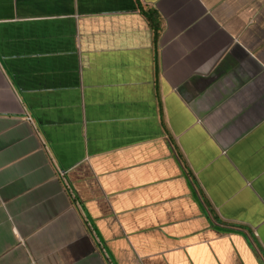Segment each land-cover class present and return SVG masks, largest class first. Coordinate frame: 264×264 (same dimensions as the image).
<instances>
[{"label": "crops", "instance_id": "crops-1", "mask_svg": "<svg viewBox=\"0 0 264 264\" xmlns=\"http://www.w3.org/2000/svg\"><path fill=\"white\" fill-rule=\"evenodd\" d=\"M0 264H264V0H0Z\"/></svg>", "mask_w": 264, "mask_h": 264}, {"label": "trees", "instance_id": "trees-1", "mask_svg": "<svg viewBox=\"0 0 264 264\" xmlns=\"http://www.w3.org/2000/svg\"><path fill=\"white\" fill-rule=\"evenodd\" d=\"M142 14L147 18L149 24L154 28L155 40L158 38L159 31L161 29V17L154 8H141Z\"/></svg>", "mask_w": 264, "mask_h": 264}]
</instances>
